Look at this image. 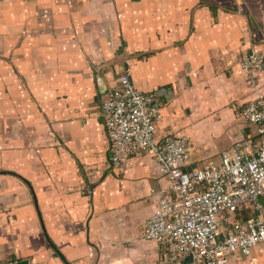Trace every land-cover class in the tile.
Returning <instances> with one entry per match:
<instances>
[{
    "label": "crops",
    "instance_id": "crops-1",
    "mask_svg": "<svg viewBox=\"0 0 264 264\" xmlns=\"http://www.w3.org/2000/svg\"><path fill=\"white\" fill-rule=\"evenodd\" d=\"M263 51L264 0H0V262L157 264L163 175L151 152L111 163L107 91L155 92L157 135L201 167L250 133L264 67L240 60ZM224 264H264V243Z\"/></svg>",
    "mask_w": 264,
    "mask_h": 264
},
{
    "label": "built area",
    "instance_id": "built-area-1",
    "mask_svg": "<svg viewBox=\"0 0 264 264\" xmlns=\"http://www.w3.org/2000/svg\"><path fill=\"white\" fill-rule=\"evenodd\" d=\"M240 64L254 83L264 51L246 53ZM101 114L114 166L151 152L163 175L164 183L154 190L157 208L144 230L146 239L159 244L157 264H186L189 257V264H224L236 253L250 256L264 243V93L242 109L250 133L201 167L191 166L189 137L157 135L161 101L155 92L138 89L128 73L107 91Z\"/></svg>",
    "mask_w": 264,
    "mask_h": 264
},
{
    "label": "water",
    "instance_id": "water-1",
    "mask_svg": "<svg viewBox=\"0 0 264 264\" xmlns=\"http://www.w3.org/2000/svg\"><path fill=\"white\" fill-rule=\"evenodd\" d=\"M60 256H62V255H60ZM191 261H192V258L189 257V258L186 259L185 263H186V264H189V263H191Z\"/></svg>",
    "mask_w": 264,
    "mask_h": 264
},
{
    "label": "trees",
    "instance_id": "trees-1",
    "mask_svg": "<svg viewBox=\"0 0 264 264\" xmlns=\"http://www.w3.org/2000/svg\"><path fill=\"white\" fill-rule=\"evenodd\" d=\"M248 215H250L249 210H247L246 212H244V216H248Z\"/></svg>",
    "mask_w": 264,
    "mask_h": 264
}]
</instances>
